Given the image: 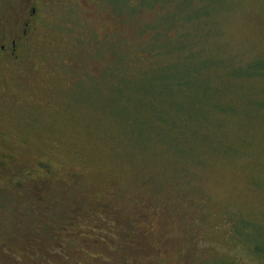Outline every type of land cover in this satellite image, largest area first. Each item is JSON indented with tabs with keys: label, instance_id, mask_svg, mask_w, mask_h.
Masks as SVG:
<instances>
[{
	"label": "rangeland",
	"instance_id": "374dc122",
	"mask_svg": "<svg viewBox=\"0 0 264 264\" xmlns=\"http://www.w3.org/2000/svg\"><path fill=\"white\" fill-rule=\"evenodd\" d=\"M37 5L0 68V264H264V0Z\"/></svg>",
	"mask_w": 264,
	"mask_h": 264
},
{
	"label": "flooded vegetation",
	"instance_id": "af4514ba",
	"mask_svg": "<svg viewBox=\"0 0 264 264\" xmlns=\"http://www.w3.org/2000/svg\"><path fill=\"white\" fill-rule=\"evenodd\" d=\"M4 1L6 8H15L17 0ZM19 1L21 6L19 5L18 7L21 11L17 20L10 22L5 20L3 15H0V68L4 64H9V66L10 63L11 66L19 64L28 48L29 40L38 22V15H36L37 0ZM3 25H7V28L3 29ZM5 30L6 33H4ZM29 192L32 198L38 201V196L36 195H38L39 189L32 187Z\"/></svg>",
	"mask_w": 264,
	"mask_h": 264
},
{
	"label": "trees",
	"instance_id": "16d2710c",
	"mask_svg": "<svg viewBox=\"0 0 264 264\" xmlns=\"http://www.w3.org/2000/svg\"><path fill=\"white\" fill-rule=\"evenodd\" d=\"M30 193V192H29Z\"/></svg>",
	"mask_w": 264,
	"mask_h": 264
}]
</instances>
